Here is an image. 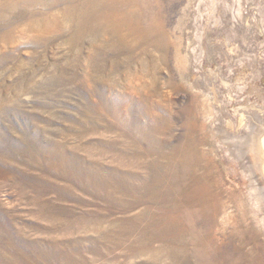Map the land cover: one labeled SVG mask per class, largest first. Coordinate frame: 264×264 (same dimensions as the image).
<instances>
[{
    "label": "rangeland",
    "instance_id": "374dc122",
    "mask_svg": "<svg viewBox=\"0 0 264 264\" xmlns=\"http://www.w3.org/2000/svg\"><path fill=\"white\" fill-rule=\"evenodd\" d=\"M169 1L170 28L189 2L193 26L199 0ZM94 2L0 0V40L8 41L0 59L9 60L0 63V264H264V224L246 177L214 136L212 98L192 85L191 47L172 50L163 71L173 77L165 91L175 84L165 126L123 114L115 129L109 112L96 115L86 79L94 43L68 41L92 25ZM250 2L264 23V0H242ZM259 39L263 95L251 100L264 104L262 32ZM215 50L203 65L220 67L223 95L220 76L235 82L250 72L248 58L232 70ZM56 76L63 81L48 83ZM235 103L224 107L234 118Z\"/></svg>",
    "mask_w": 264,
    "mask_h": 264
},
{
    "label": "bare ground",
    "instance_id": "6f19581e",
    "mask_svg": "<svg viewBox=\"0 0 264 264\" xmlns=\"http://www.w3.org/2000/svg\"><path fill=\"white\" fill-rule=\"evenodd\" d=\"M94 3V12L89 17L92 25L68 35V41L75 45L90 37L94 43L89 59L94 73L92 76L87 74L86 79L96 96V115L102 117L109 112L114 118L115 129L119 128L123 114L129 123H142L143 118H147L151 125L156 122L165 126L169 121L167 107L173 99L171 92L175 91V84L169 82L167 87L170 90L165 91V82L173 77L170 75L165 79L163 71L170 68L172 50L181 53L186 43L185 46L193 50L197 66L192 85L198 93L212 98L210 120L214 136L227 148L229 157L237 162L246 177L257 216L259 214L264 224V104L251 100L253 94L263 95L257 83L261 77L258 64L263 43L259 35L261 32L264 35L260 4L250 2L245 5L238 0L232 5L227 1L199 0L192 26L189 2L176 29H172L169 26L171 8L165 0H95ZM190 28L193 29L192 36H188ZM214 28H218L219 33L211 43L221 60L233 70L237 60L246 56V66L250 70L248 73L244 70V76H238L235 82L220 76L225 88L223 95L217 90L214 80L220 75V67L208 69L203 65L212 45L208 41V33ZM175 30L179 35L174 33ZM228 41H232L231 46ZM7 42L4 37L0 40V47ZM183 59L191 62L188 54ZM12 60L16 63L19 58ZM5 62L9 60L3 56L0 63L5 65ZM49 79L48 83L63 81L62 76ZM235 101L240 104L234 109L236 118L224 109L228 105L234 106Z\"/></svg>",
    "mask_w": 264,
    "mask_h": 264
}]
</instances>
